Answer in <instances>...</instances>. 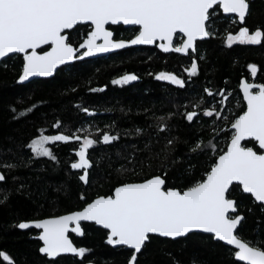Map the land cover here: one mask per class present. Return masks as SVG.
Masks as SVG:
<instances>
[{
  "label": "trees",
  "instance_id": "1",
  "mask_svg": "<svg viewBox=\"0 0 264 264\" xmlns=\"http://www.w3.org/2000/svg\"><path fill=\"white\" fill-rule=\"evenodd\" d=\"M234 19L237 20L224 17L219 11L209 29L215 34L198 42L197 52L188 56L166 55L156 47L127 49L108 57L75 62L59 69L51 79H38L26 85L17 83L23 69L21 56L7 58L6 67L1 63L0 163L8 162L15 167H0L6 176L0 182V199L7 196L0 204V251L9 254L13 264H129L132 251L105 244L107 231L94 224L82 225V238L70 234L77 247L90 250L83 260L72 256L48 260L39 252L41 243L34 238L38 232L22 231L18 225L82 210L98 196L111 195L121 183L140 182L159 174L161 165L168 167L170 183L175 187H183L192 175L202 176L214 157L191 153L190 146L202 139L205 143L216 142L218 150L226 148L230 124L202 114L189 123L186 111L202 112L214 103L225 108L231 120L246 109L239 90L241 80L264 83V44L227 46L226 35H235L244 26L232 23ZM260 25H264V1L255 0L247 26L252 32ZM135 34L136 28L116 29V37L121 40H130ZM82 35L80 29V35L74 38L80 41ZM193 60L198 64V75L189 77L186 70H190ZM253 64L258 67L255 78L250 72ZM161 72L184 79L185 87L157 80L155 77ZM133 74L138 80L123 86L113 83ZM205 89L229 94L226 107L219 105V96L209 97ZM84 107L96 115L89 116L82 111ZM13 108L17 113L29 108L32 111L26 117L14 119L17 113H13ZM160 117L165 118L170 132L158 131ZM56 123L61 124L60 129L54 127ZM213 124L221 129L215 136ZM98 129L118 134L120 139L109 145L99 142L89 149L94 167L88 170V184L78 178L82 170L70 167L78 161L75 153L79 142L51 144L58 162L37 157L28 147L41 131L79 132L83 137L84 130H90L99 139ZM173 136L178 137L173 145L175 151L167 146V139ZM245 144L254 150L258 148L254 141ZM164 153L170 158L178 157L181 163L169 167L162 158ZM189 164L195 165L191 173L185 171ZM133 168L135 173L131 171ZM234 198L245 216L237 232L243 240L259 242L264 248V212L249 195L236 192ZM234 252L213 237L196 233L191 239L154 237L138 255V261L139 264H240L234 259ZM0 264L7 262L0 257Z\"/></svg>",
  "mask_w": 264,
  "mask_h": 264
},
{
  "label": "snow or ice",
  "instance_id": "2",
  "mask_svg": "<svg viewBox=\"0 0 264 264\" xmlns=\"http://www.w3.org/2000/svg\"><path fill=\"white\" fill-rule=\"evenodd\" d=\"M254 0H0V62L7 66L6 58L13 54L22 55L23 69L19 83L31 77H51L58 68L76 60H84L100 53H108L134 45H155L165 53L175 52L189 55L197 52V41L213 36L210 31L213 17L222 9L224 14L234 15L238 20L232 23L244 25L238 34H227V46L233 44L258 46L264 44V25L250 32L247 19L251 15ZM136 26V34L130 41H114L109 26ZM82 26H87L85 37L76 42ZM100 41V43H98ZM189 77L198 75V64L192 61ZM255 78L258 67L250 66ZM157 80L168 81L180 88L185 80L175 74L161 72ZM138 80L136 75H124L114 80L116 85H126ZM246 110L229 120L225 108L216 104L202 112L186 111L185 118L191 123L200 116L212 117L230 124V141L224 149H217V143L202 139L190 146L194 154H211L214 159L205 173L196 178L192 175L183 187L170 183L168 167L161 165L159 174H152L140 182H124L116 187L113 194L98 196L86 206L71 214L55 218L19 223L20 229L34 227L41 230L38 239L43 242L40 252L50 259L62 254H72L83 260L90 250L76 247L68 233L84 235L81 221H92L107 230L106 243L113 247L125 246L133 250L129 264H139L138 255L154 237L191 239L196 233H209L217 241L234 246V259L240 264H264V248L259 242L245 241L237 232L245 220L239 211L234 193L249 194L254 203L264 212V83L241 82ZM104 91V89H93ZM209 97H220L219 105H225L228 95L225 91L213 92L205 89ZM79 107V106H77ZM199 108V103L197 104ZM17 113V109H12ZM32 108L20 111L14 119L26 117ZM82 111L89 116L96 113L87 107ZM159 132H170L165 118L160 117ZM60 129L61 124L56 123ZM214 136L221 129L213 124ZM139 131V130H137ZM99 139L90 130L73 134H45L33 139L28 147L37 157H47L57 161L51 148L57 142L77 141L78 161L71 163L73 170H82L79 180L89 183V169L94 167L89 157V149L97 143L112 144L120 139L118 134L97 130ZM178 137L167 139V146L173 145ZM255 142L258 148L245 144ZM147 147V146H146ZM161 154H157L160 158ZM169 167L181 163L178 157L163 154ZM190 160L191 157H188ZM58 162V161H57ZM98 166V165H97ZM4 169L15 165L2 162ZM151 167V164L148 165ZM195 165L189 164L185 171L191 173ZM122 171H129L122 169ZM136 172V169H131ZM139 174V173H137ZM6 176L0 172V182ZM85 199L83 195L80 197ZM7 196L0 199V204ZM251 212V209H248ZM74 225V227H70ZM0 257L7 264H13L9 254L0 251ZM195 264V262H193Z\"/></svg>",
  "mask_w": 264,
  "mask_h": 264
},
{
  "label": "water",
  "instance_id": "3",
  "mask_svg": "<svg viewBox=\"0 0 264 264\" xmlns=\"http://www.w3.org/2000/svg\"><path fill=\"white\" fill-rule=\"evenodd\" d=\"M255 1V0H254ZM264 1V0H263ZM221 11V13H222V15L224 16V17H235L234 15H229V14H224L223 12H222V9L220 10ZM235 18H237V17H235ZM237 20H238V18H237ZM241 25V24H240ZM114 26H123V27H125V28H136V26H128V25H114ZM113 37H114V35H113ZM134 38V37H133ZM132 38V39H133ZM210 37H207V38H205V39H203V40H198L197 41V43L198 42H200V41H205V40H208ZM114 40V39H113ZM131 40V39H130ZM130 40H123V41H125V42H127V41H130ZM115 41V40H114ZM118 41H120V40H118ZM98 43H100V41H98ZM143 47H147V48H154V47H156L155 45H134V46H131V47H129V48H125V49H118V50H115V51H111V52H108V53H100V54H97V55H95V56H92V57H85V59L84 60H94V59H98V58H104V57H108V56H110V55H112V54H115V53H118V52H120V51H124V50H127V49H133V48H143ZM161 53H163V54H166V55H168V54H177V55H181V56H188V55H184V54H182V53H175V52H169V53H165V52H163V51H161L158 47H156ZM191 53V52H190ZM189 53V54H190ZM14 55H18V54H13L12 56H14ZM19 56H22V55H19ZM11 57V56H10ZM7 59V58H6ZM84 60H76V61H74V62H71L70 64H68V65H63V66H61V68H63V67H66V66H70V65H73L75 62H80V61H84ZM1 63L2 62H0V65H1ZM61 68H58L57 70H56V72L54 73V75L53 76H51V77H31L28 81H25L24 83H19L18 81H19V78H18V80H17V83L19 84V85H26V84H29L30 82H32V81H34V80H38V79H51L52 77H54L55 76V74L57 73V71L59 70V69H61ZM21 75H22V73H21ZM20 75V76H21ZM246 79L245 78H243L242 80H241V82H243V81H245ZM241 82H240V85H241ZM240 85H239V90H240V92H241V95H242V98H243V92H242V89H241V87H240ZM244 103H245V106H246V102L244 101ZM246 110V109H245ZM69 142H77V141H74V140H72V141H69ZM245 142H248V141H245ZM244 142V143H245ZM257 145V144H256ZM257 147H258V145H257ZM261 151H264V150H261ZM1 172V171H0ZM3 182V181H2ZM114 192V191H113ZM113 194V193H112ZM245 195H249V194H245ZM96 199V198H95ZM94 199V200H95ZM80 211V210H79ZM76 212V211H75ZM71 213H73V212H71ZM71 213H68V214H71ZM64 215H67V214H64ZM62 216V215H61ZM56 217H59V216H56ZM50 218H55V217H50ZM50 218H45V219H50ZM41 220H44V219H41ZM35 221H39V220H35ZM35 221H28V222H26V223H33V222H35ZM81 223V229L83 230V232H84V229H83V227H82V225L83 224H85V223H88V224H94L96 227H98V228H101L99 225H96L94 222H92V221H81L80 222ZM241 224H242V222H241ZM241 226V225H240ZM240 226H238V228H237V230L239 229V227ZM70 227H74V225H71ZM20 229V228H19ZM101 229H103V228H101ZM20 230H22V231H28V230H36L37 232H38V234L34 237L35 239H37V240H39L38 239V237H39V235L41 234V230L40 229H36V228H34V227H30V228H27V229H20ZM103 230H105V229H103ZM105 231H107V230H105ZM70 234H73L75 237H77V238H82L84 235H78V234H76L75 232H69L68 233V236H69V239L73 242V240H72V238L70 237ZM197 234H202V235H206V236H211L212 237V234H209V233H197ZM160 238H163V237H160ZM164 239H170V238H164ZM178 239H182V238H178ZM177 239V240H178ZM214 239V238H213ZM171 240V239H170ZM40 241V243H41V246H40V248L41 247H43V242L41 241V240H39ZM214 241H216V242H220V243H222V244H224V245H226L227 247H229V248H231V249H233V250H235L234 249V246H230V245H227L225 242H223V241H217V240H215L214 239ZM105 244H107L106 243V240H105ZM73 245L74 246H76L75 245V243L73 242ZM108 245V244H107ZM109 246H111V245H109ZM77 247V246H76ZM112 248H121V247H123V248H125V249H128V248H126L125 246H115V247H113V246H111ZM128 250H130V251H132L133 252V250H131V249H128ZM236 251V250H235ZM39 252H40V249H39ZM40 254L42 255V256H46L45 254H43V253H41L40 252ZM64 256H72V257H76V256H74V255H72V254H70V253H68V254H62L61 256H59V257H57V258H55L54 260H57V259H59L60 257H64ZM47 257V256H46ZM47 259L48 260H53V259H50L49 257H47Z\"/></svg>",
  "mask_w": 264,
  "mask_h": 264
},
{
  "label": "flooded vegetation",
  "instance_id": "4",
  "mask_svg": "<svg viewBox=\"0 0 264 264\" xmlns=\"http://www.w3.org/2000/svg\"><path fill=\"white\" fill-rule=\"evenodd\" d=\"M118 27H120V26H109V30L113 31V33H114V37H113V39H114L115 41L121 40V39H118V38L116 37V29H117ZM81 30H82V32H83L82 38H84V37H85V33H86L87 31H89V29H87V26H82V27H81ZM74 40H75L76 42H80V41H77L76 38H74ZM21 57H22V56H21Z\"/></svg>",
  "mask_w": 264,
  "mask_h": 264
},
{
  "label": "rangeland",
  "instance_id": "5",
  "mask_svg": "<svg viewBox=\"0 0 264 264\" xmlns=\"http://www.w3.org/2000/svg\"><path fill=\"white\" fill-rule=\"evenodd\" d=\"M238 34V33H237ZM168 82V81H167ZM49 148H50V146H51V144H49V145H47Z\"/></svg>",
  "mask_w": 264,
  "mask_h": 264
}]
</instances>
